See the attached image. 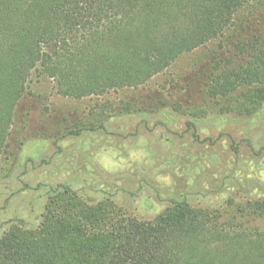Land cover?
Segmentation results:
<instances>
[{
  "label": "trees",
  "instance_id": "1",
  "mask_svg": "<svg viewBox=\"0 0 264 264\" xmlns=\"http://www.w3.org/2000/svg\"><path fill=\"white\" fill-rule=\"evenodd\" d=\"M210 43L229 56L211 58L197 84L203 102L227 113L242 96L264 101V0H0V158L33 74L59 96L100 97L137 89ZM188 81L182 92L196 90ZM60 189L37 228L0 238V264H264V198L169 200L145 221Z\"/></svg>",
  "mask_w": 264,
  "mask_h": 264
},
{
  "label": "rangeland",
  "instance_id": "2",
  "mask_svg": "<svg viewBox=\"0 0 264 264\" xmlns=\"http://www.w3.org/2000/svg\"><path fill=\"white\" fill-rule=\"evenodd\" d=\"M225 51L207 44L137 89L79 100L33 74L0 158V238L13 226L37 228L61 186L145 221L169 200L219 207L264 198L263 99L239 97L226 113L198 91L213 55ZM188 78L196 90L182 92ZM125 105L129 112L118 115Z\"/></svg>",
  "mask_w": 264,
  "mask_h": 264
}]
</instances>
